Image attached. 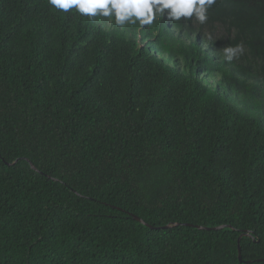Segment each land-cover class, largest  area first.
<instances>
[{
    "label": "trees",
    "instance_id": "trees-1",
    "mask_svg": "<svg viewBox=\"0 0 264 264\" xmlns=\"http://www.w3.org/2000/svg\"><path fill=\"white\" fill-rule=\"evenodd\" d=\"M0 264H264V0L123 29L0 0Z\"/></svg>",
    "mask_w": 264,
    "mask_h": 264
},
{
    "label": "clouds",
    "instance_id": "clouds-1",
    "mask_svg": "<svg viewBox=\"0 0 264 264\" xmlns=\"http://www.w3.org/2000/svg\"><path fill=\"white\" fill-rule=\"evenodd\" d=\"M47 2L50 7L65 13L75 9L80 15L90 19L108 18L123 29L129 25L140 28L152 26L157 19L163 18L180 21L182 18L191 20L194 17L200 24H204L208 20L209 9L217 0H47ZM166 25L173 28L169 21ZM208 39L214 41L211 34H208ZM222 52L224 60L231 62L243 53V48L241 45H228L222 48ZM202 74L204 73H200L201 77Z\"/></svg>",
    "mask_w": 264,
    "mask_h": 264
},
{
    "label": "water",
    "instance_id": "water-1",
    "mask_svg": "<svg viewBox=\"0 0 264 264\" xmlns=\"http://www.w3.org/2000/svg\"><path fill=\"white\" fill-rule=\"evenodd\" d=\"M133 217H134L135 220H138L139 222L146 224L141 218H139V217H137V216H133ZM196 227L203 228L202 226H199V225H196ZM206 228H208V227H206ZM217 228H221V226L214 227V229H217ZM242 235H247V233H243V234H241L240 236H242ZM240 236H239V237H240ZM237 251H238V259H239L240 261H242V257H241V249H240V245H239V243H238V246H237ZM247 261H249V260H247Z\"/></svg>",
    "mask_w": 264,
    "mask_h": 264
},
{
    "label": "rangeland",
    "instance_id": "rangeland-1",
    "mask_svg": "<svg viewBox=\"0 0 264 264\" xmlns=\"http://www.w3.org/2000/svg\"><path fill=\"white\" fill-rule=\"evenodd\" d=\"M104 19V18H102ZM107 24H110V21L108 20ZM205 75V74H202V76ZM205 78H208L209 79V83H210V79H212V77H210L209 75H207Z\"/></svg>",
    "mask_w": 264,
    "mask_h": 264
}]
</instances>
